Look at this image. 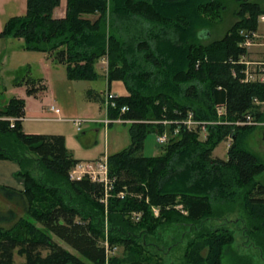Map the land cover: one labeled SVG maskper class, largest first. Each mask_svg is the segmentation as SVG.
Returning <instances> with one entry per match:
<instances>
[{"label":"trees","instance_id":"16d2710c","mask_svg":"<svg viewBox=\"0 0 264 264\" xmlns=\"http://www.w3.org/2000/svg\"><path fill=\"white\" fill-rule=\"evenodd\" d=\"M59 1L26 0L25 14L10 17L1 35L21 38L23 49L64 64L70 79H95L96 62L106 57L107 85L121 80L128 93L116 98L109 116L126 106L122 116L134 120L130 144L107 156L113 189L105 229L103 184L87 176L70 179L79 160L64 136L25 133L21 120L11 126L6 117L24 116L23 98L0 104V159L16 161L24 180L23 190L0 186L14 205L0 208V264H13L14 253L24 257L22 264H153L152 256L155 264H221L224 247L235 240L230 222L240 225L243 245L257 249L264 264V184L256 180L264 163L240 145L255 125L210 124L203 140L180 129L160 154H143L147 134L164 130L154 121L181 118L187 110L204 120L216 119L215 106H225L231 121L247 112L264 118L252 104L253 97H264V86L242 81L244 65L236 62L246 51L241 31L257 30L264 0H66L65 16L55 18ZM93 13L98 14L93 21L82 16ZM228 13L234 20L224 35L205 41ZM28 77L22 80L26 93L35 95L42 86ZM228 137L226 158L213 157ZM190 173L194 177L182 183L180 177ZM172 178L177 185L168 183ZM240 196L243 217L227 222L223 212L211 210L212 202L233 204ZM151 207L158 209L157 217ZM133 211H141L139 220L128 218ZM168 229L170 242L164 245L159 235ZM105 231L109 244L122 245L125 256L108 258L99 243ZM180 245V258L166 263L160 253Z\"/></svg>","mask_w":264,"mask_h":264},{"label":"rangeland","instance_id":"374dc122","mask_svg":"<svg viewBox=\"0 0 264 264\" xmlns=\"http://www.w3.org/2000/svg\"><path fill=\"white\" fill-rule=\"evenodd\" d=\"M62 1L64 2V0ZM62 1H59L58 6L63 3ZM25 12L26 0H0V104L3 105L11 97L26 96L27 86L22 80L29 79L28 75L35 78V86H42V83L43 86L37 91L40 93L39 97H31L28 101V107L24 114L25 118L21 120L22 130L24 128L29 134H62L65 137L67 148L73 157L81 159L82 163H95V161H98L101 158L103 159L104 157L105 137L103 133V125L89 122L87 120L103 118L99 112L98 100L100 98L99 93H104L108 89L106 87V78L104 74L107 65V58L102 57L96 62L95 70L97 72V77L95 79H70L64 64L54 62L48 58L44 52L23 49V40L21 38L1 35L5 23L10 17L22 16ZM82 16L93 21L98 17V14H84ZM233 20L234 18L231 13L226 14L224 22L220 23L217 29L211 27L212 34H210L209 38L205 41L209 42L222 37L225 33V29ZM108 25L109 20L106 21L107 29ZM257 33L259 37L256 38L255 41L258 43H264V23L261 21L258 22ZM257 48L255 46L249 48V59L262 58V53L257 52L263 47H260V49ZM256 49L258 51H256ZM16 80L22 82V84H15ZM51 105L59 109L58 115L62 118L61 121L42 119L44 117L57 116L49 111ZM67 119H70L71 121ZM76 119L81 121L80 130H77L72 123V120ZM255 126V129L242 139L240 145L244 149L255 154L264 163V125ZM120 127L125 128L123 125ZM95 129H98V131ZM198 138L200 140L204 139L203 136H198ZM230 143V137L220 142L214 148L212 156L222 159L226 158L227 148ZM161 147L162 146L158 145L156 142L155 133L149 132L144 140L143 154L146 156L160 154L162 150ZM190 175L191 176L180 177L182 183H185L188 177L189 179L194 177L191 173ZM172 179L168 183L170 185H177L178 182L174 181V178ZM256 180L264 184V171L256 176ZM99 202L103 207L105 216L104 226L105 229H107L106 218L108 217V199L104 202L99 199ZM243 206L244 202L240 196L233 204L223 205L219 202H212L211 210L216 214L223 212V216L228 219L227 222H230L236 217H243ZM174 208L179 210L180 213L186 214L182 204H176L174 205ZM150 209L153 216L157 217L158 209L155 210V207H151ZM141 215V211H133L131 213L129 212L127 216L131 221H134L139 220ZM231 223L232 222L228 223V228L233 231L235 240L229 246L224 247L221 264H245V262L250 264L249 261L251 260V257L254 264H262L257 249L245 247L243 245L239 231L240 225L237 228L236 226L231 225ZM2 225L6 227L8 226V224ZM250 235L252 241H258L256 239L258 234L250 233ZM159 236H162L163 239L160 242L165 245L170 242L171 232L168 229L167 232H161ZM53 239L63 248L68 249L73 254H77L74 249L60 239L55 236ZM99 243L107 247L109 250V259L111 257H123L126 254L122 245L109 244L106 231L105 236L103 239H100ZM45 252L46 251H43L44 254ZM182 252L183 247L180 245L179 247H174L170 253L160 254L165 258V262L168 263L170 261H175L176 259L178 260ZM206 252V250H203V255H205ZM151 261L155 264L158 262V258L152 256ZM23 262L24 257L14 253L13 264H22Z\"/></svg>","mask_w":264,"mask_h":264},{"label":"built area","instance_id":"2783aa9c","mask_svg":"<svg viewBox=\"0 0 264 264\" xmlns=\"http://www.w3.org/2000/svg\"><path fill=\"white\" fill-rule=\"evenodd\" d=\"M259 20L264 23V13L259 16ZM243 35V41L240 46L245 48V53L241 55L236 61L239 64L244 65L242 69V73L244 77L242 81L244 82H258L264 86V49L262 52L261 59H249V48L252 46H262L264 48V43L256 42V38L259 37L257 31H241ZM117 94L110 89H107L103 94V110L104 116L101 119H88L87 121L93 123L102 124L104 127L109 126L110 124L118 123V124H131L134 122L133 119L125 118L122 116V113L126 111V106H122L120 108V113L117 117H110L109 110L116 108V98ZM252 104L254 106H258V110L261 114L264 115V97L259 99L258 97H253ZM55 114H59V109L51 105L49 108ZM216 119L215 120H204L199 119L195 116L192 110H187L183 117L177 118L174 120L162 119L154 121L155 123H160L164 126V130L162 132L156 133V142L158 145H165L169 142L171 138H173L180 129H183L188 132H193L198 134V136H203L204 138L207 135V128L210 124H232L235 123L237 125H264V119L258 120L255 119L254 116L247 112L243 118L237 121H231L226 119V108L225 106H215ZM11 126L16 120H22L23 117H6ZM58 119H62L58 116ZM72 123L76 127L77 130L81 129V121L76 119L72 120ZM87 176L93 181H97L103 184L104 192L103 197L100 198V201L104 202L107 200L110 192L113 189V179L109 177L108 173V165L107 159L104 157L101 160L95 161V163H77L74 165L69 171L70 179H81L82 177ZM119 197H123L124 193H118ZM157 210V208H155ZM106 252L108 254L109 250L106 247Z\"/></svg>","mask_w":264,"mask_h":264},{"label":"crops","instance_id":"0c3cea01","mask_svg":"<svg viewBox=\"0 0 264 264\" xmlns=\"http://www.w3.org/2000/svg\"><path fill=\"white\" fill-rule=\"evenodd\" d=\"M65 12H66V0H64V2L61 3L59 6H56L53 9L52 13H53V16L55 18H62L65 16ZM255 47L257 48L258 46H255ZM257 49H260V48H257ZM257 49H256V51H258ZM260 52H262V50H260L257 53H260ZM42 86H43V83H42ZM106 87L111 89L115 93H117L119 96H126L128 94L127 90H126V88H125V86L121 80H113L110 82L109 86L107 85V80H106ZM99 94H100V98L98 100L99 110H100L99 112L101 113L102 116H104L103 115L104 111L102 109V93H99ZM39 95H40V93H38V92L35 95H27V93H26V96L20 97V98H23L25 101L24 110H26L28 107L29 99L31 97L38 98ZM24 118H25V116H24ZM42 119L61 121L60 119H58L57 116L56 117H44ZM67 120L71 121L70 119H67ZM121 125L125 126V128H123V127L121 128L120 127ZM102 127H103V133H104V137H105V141H104L105 152L103 153L104 157H107L108 155L119 152L122 149L129 146V144H130L129 124L114 123V124H111L107 127H104V126H102ZM23 130L26 133L28 132L24 128H23ZM95 130L98 131V129H95ZM65 145L67 147L66 140H65ZM74 158L79 160V162H82L81 159H78L76 157H74ZM19 171H20V166L16 161H13L10 159H0V186H7V187L14 188L16 190H23L24 180L19 175ZM13 206H14L13 203L10 200L6 199L0 192V208L6 210L8 208H12Z\"/></svg>","mask_w":264,"mask_h":264},{"label":"water","instance_id":"95a60500","mask_svg":"<svg viewBox=\"0 0 264 264\" xmlns=\"http://www.w3.org/2000/svg\"><path fill=\"white\" fill-rule=\"evenodd\" d=\"M209 34V33H208ZM263 139H264V135H263Z\"/></svg>","mask_w":264,"mask_h":264}]
</instances>
